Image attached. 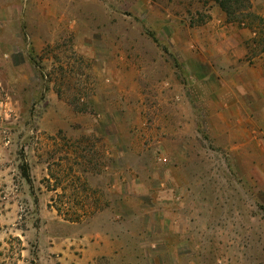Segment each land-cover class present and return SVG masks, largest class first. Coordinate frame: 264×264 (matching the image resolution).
I'll use <instances>...</instances> for the list:
<instances>
[{"label":"rangeland","instance_id":"rangeland-1","mask_svg":"<svg viewBox=\"0 0 264 264\" xmlns=\"http://www.w3.org/2000/svg\"><path fill=\"white\" fill-rule=\"evenodd\" d=\"M230 11L0 0V264H264V0Z\"/></svg>","mask_w":264,"mask_h":264},{"label":"crops","instance_id":"crops-1","mask_svg":"<svg viewBox=\"0 0 264 264\" xmlns=\"http://www.w3.org/2000/svg\"><path fill=\"white\" fill-rule=\"evenodd\" d=\"M7 27H8V19L4 18V20H2L0 22V42L4 41V43L15 45L18 42V40L20 39L19 30L13 29L12 31H8ZM3 29H4V32L2 33ZM262 114H264V113H262Z\"/></svg>","mask_w":264,"mask_h":264},{"label":"trees","instance_id":"trees-1","mask_svg":"<svg viewBox=\"0 0 264 264\" xmlns=\"http://www.w3.org/2000/svg\"><path fill=\"white\" fill-rule=\"evenodd\" d=\"M214 1L221 8V10H223L227 15L231 14L230 6L232 5V0H214ZM234 1H239V0H234ZM24 170L25 168H23L24 176L28 178V173Z\"/></svg>","mask_w":264,"mask_h":264}]
</instances>
